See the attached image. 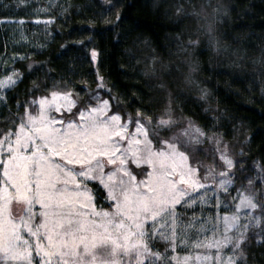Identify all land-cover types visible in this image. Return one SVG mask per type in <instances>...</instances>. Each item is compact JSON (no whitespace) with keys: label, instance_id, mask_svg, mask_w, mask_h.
<instances>
[{"label":"snow or ice","instance_id":"1","mask_svg":"<svg viewBox=\"0 0 264 264\" xmlns=\"http://www.w3.org/2000/svg\"><path fill=\"white\" fill-rule=\"evenodd\" d=\"M213 11L218 19L227 15V8ZM185 14L183 6L178 5L172 25L178 26ZM206 31L208 48L215 53L227 50L214 35L212 25ZM182 35L177 34V40L184 44L181 51L201 44L200 40L191 39L185 44L180 39ZM96 57L93 49L91 58ZM152 62V72L144 74L155 77L159 59L153 57ZM167 67L162 66L161 71ZM195 71L190 63L187 83H193ZM169 74L170 70L164 71V75ZM17 75L13 72L0 79V86L12 84ZM154 87L166 93L167 103L151 116L138 111L124 122L119 112L111 110L109 100L94 92L98 104L79 109V121L69 120L65 127H57L55 117L47 113L53 109L59 112L61 108L41 97L38 116L26 108L19 117L18 128L4 133L0 138V264H188L189 257L181 262L176 255L167 257V249L153 252L149 244L157 237L176 241L182 215L177 207L195 204L191 194L205 188L198 169L188 162L193 143L200 142L199 136H192L191 132L200 134L201 129L195 127L191 118L180 128V121L173 118V93L163 79ZM98 88H104L103 83ZM33 89L38 90L39 86L33 84ZM67 95L52 92L53 98ZM176 95L184 93L178 90ZM209 95L207 88H201L194 99L206 101ZM156 102L151 100L145 109L152 111L151 105ZM28 103L35 105L37 101ZM17 104L23 106L24 102ZM119 106L117 101L116 107ZM203 111L207 113L208 109ZM131 124H135L134 132L129 131ZM154 142L158 148H154ZM129 154L134 161L126 159ZM224 160L231 169L232 160ZM133 162L149 166L142 178L138 179L129 168ZM208 177L205 172V179ZM92 181L106 190L104 200L110 203L111 210L93 206V189L87 187ZM231 183L230 179H221L218 187L226 188ZM13 202L22 206L25 215H13ZM36 205L38 210H34ZM235 207L237 212L242 208L264 212V203L257 204L251 195H241ZM220 218L218 215L216 220ZM222 220L223 234L202 246L223 250L224 245H229L232 254L222 256V251H217L214 258L197 254L196 260L201 264L209 259H214L215 264H238L237 258L244 256L241 245L247 241L251 225L241 226L236 213H225ZM253 223L260 225L264 218L254 216ZM230 229H236V234H229ZM180 243L185 241L181 239ZM175 246L169 244V248Z\"/></svg>","mask_w":264,"mask_h":264},{"label":"trees","instance_id":"2","mask_svg":"<svg viewBox=\"0 0 264 264\" xmlns=\"http://www.w3.org/2000/svg\"><path fill=\"white\" fill-rule=\"evenodd\" d=\"M218 1L214 4L213 0H61L46 16L52 23L27 24L36 29L43 47L16 62L22 78L11 90L12 99L17 94L34 95L45 81L64 76L77 81L86 92L103 83V91L122 97L132 112L135 103L144 107L155 99L151 116L167 103L166 93L154 87L163 79L174 96L173 112L191 118L206 134L227 141L240 157L229 195L256 168L261 178L254 188L258 204H262L264 0ZM190 2L203 8L204 19L197 10L190 13L187 6L180 24L173 26L176 7ZM216 8H227L226 17L221 15L218 19L213 11ZM26 16L23 5H12V0L0 1L1 19ZM209 25L214 27L220 44L227 46L226 51L215 53L207 47ZM178 33H183L180 39L185 44L189 39L200 40L201 44L181 51L184 44L177 40ZM3 36L0 35V56L10 48L9 40ZM93 49L97 52L95 60L91 58ZM153 57L159 59L155 64L157 75L146 76L144 73L153 70ZM137 58L138 68L134 66ZM190 63L196 68L191 84L185 80ZM162 66L168 67L161 71ZM169 70L170 74L164 75ZM85 73H90L88 78L83 76ZM33 84L39 89H33ZM201 88L209 90L206 101L194 99ZM178 90L184 95L177 96ZM205 108L207 113L203 111ZM98 193L100 199L106 194L100 188ZM243 249L248 264H264V223L248 232Z\"/></svg>","mask_w":264,"mask_h":264},{"label":"rangeland","instance_id":"3","mask_svg":"<svg viewBox=\"0 0 264 264\" xmlns=\"http://www.w3.org/2000/svg\"><path fill=\"white\" fill-rule=\"evenodd\" d=\"M1 2L5 0H0ZM61 0H12V5L18 4L25 7V12L27 16L20 19H1L0 18V33L9 42V50L0 56V79H4L11 75L13 72L18 73L12 84H6L0 86V138L3 137L4 133L9 131H15L20 124L19 117L25 113L27 110L34 115H39V100L41 97H47L48 101H53L55 104L59 105L61 111L56 112L55 109L48 112V116H54L56 120L57 127H65L69 120L79 121L81 119L79 115V109L86 108L88 106H95L99 103L93 96V93H97L101 99H108L112 108L116 112H119L122 121L128 122L130 117L137 115V112H141L145 116H150V111L146 110L145 107H141L138 104H134V112L127 108L126 103H124L122 97L117 98L116 93H111L109 91L105 92L103 89L94 88L90 92H86L82 88H79L77 81L73 79H65V77H58L49 79L45 81L44 87H42L34 95H22L17 94L15 99H12L11 90L18 84L22 78V73L19 68L16 67V62L18 60L24 59L28 52H35L37 48L42 45V40L38 37V33L33 26H28L31 23L35 26L38 24H49L45 21L51 19L46 17L49 13V9ZM214 4H218V0H213ZM183 8L187 10L189 7L190 13L198 11L200 18L204 17L205 11L203 8L195 6L193 3L182 4ZM188 6V7H187ZM203 13V14H202ZM34 16V17H31ZM204 18H202L203 20ZM206 22V20H205ZM0 34V35H1ZM140 59L137 58L134 62V66L138 68ZM87 72V71H85ZM90 73H85L86 78H88ZM88 76V77H87ZM67 93L65 96H57L53 98L52 92ZM31 100L37 101V104L33 105L28 103ZM6 101V102H5ZM24 102L23 106H18L17 102ZM119 102V107H116V102ZM173 118L180 121L179 127L183 128L187 124V118L179 116L177 113L173 112ZM192 120V119H191ZM195 127L201 129L194 120H192ZM135 124H131L129 131L134 132ZM171 133L164 134L162 136L170 135ZM192 136H199L200 142L193 143V151L188 152L189 164L198 169V176L200 182L205 185L203 190L197 189L195 193H192V197L197 202L191 206H178L177 211L181 213L180 220L178 221L176 231L178 233L176 241H165L163 239L155 238V242L149 244L153 252L159 251L163 253L166 249L167 257H172L176 255L178 259L183 262L185 257H189L188 264H201V262L196 260L197 254L200 256H209L214 258L217 251H222V256H227L232 254L231 247L229 245H224L223 250H218L216 248H208L202 246L208 240L214 237H219L223 234V214H238L240 216V224L251 225L248 229L250 232L253 229H257L260 225L253 223L254 216H260L264 218V212L258 209L242 208L237 209L235 205L239 203V197L241 195H251L253 196L254 202L258 204L257 191L254 188V183L256 180L261 178L256 168L250 173L245 181L239 185L238 189L229 195V192L233 188L234 181V168L240 164V157L235 153L234 148L227 141L217 137L216 135H208L202 129L201 133L191 132ZM155 145L154 148H158ZM184 150V149H182ZM224 157H228L232 160V168L229 169L226 166ZM59 160V158H54ZM126 159L134 161V158L129 154ZM78 167V166H77ZM147 165H136L134 162L129 164V168L137 178H142V176L148 170ZM140 169H144L145 172L142 173ZM205 172L209 174L208 179H205ZM90 179V178H89ZM230 179L231 184L226 185V188L218 187L220 180ZM106 180V177L104 178ZM100 183H103L101 181ZM96 185L98 188L106 190L99 186L96 181H92L87 184L88 188L93 189L91 193L93 197V206L99 210L101 208L106 210H111L110 203L104 200V197L100 199L98 188H94ZM203 198V203L200 202ZM264 202V198H263ZM12 208L14 209L13 215L17 218L20 215H25L22 211V206L17 202H13ZM39 206H34V210H38ZM220 216V220L217 221L216 217ZM185 225H190V227H185ZM236 229H230L229 234L235 235ZM248 236V235H247ZM185 241L184 244L180 243V240ZM175 243V248H169V244ZM201 245V246H198ZM242 250L244 252L243 257H238V264H248L245 260L246 252L244 248V242H242ZM145 264H150L146 261ZM176 264V262H173ZM203 264H215L214 259H209L203 262Z\"/></svg>","mask_w":264,"mask_h":264}]
</instances>
